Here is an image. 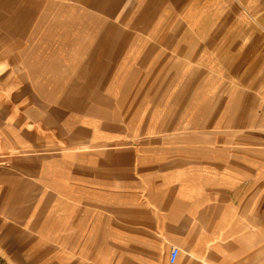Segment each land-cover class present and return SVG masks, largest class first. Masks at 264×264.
Returning <instances> with one entry per match:
<instances>
[{
    "label": "crops",
    "instance_id": "crops-1",
    "mask_svg": "<svg viewBox=\"0 0 264 264\" xmlns=\"http://www.w3.org/2000/svg\"><path fill=\"white\" fill-rule=\"evenodd\" d=\"M260 11L0 0V258L264 264Z\"/></svg>",
    "mask_w": 264,
    "mask_h": 264
},
{
    "label": "rangeland",
    "instance_id": "rangeland-1",
    "mask_svg": "<svg viewBox=\"0 0 264 264\" xmlns=\"http://www.w3.org/2000/svg\"><path fill=\"white\" fill-rule=\"evenodd\" d=\"M260 1H261V11H260L261 21L263 22V16H264V0H260ZM246 55H248V57H251L253 54H246ZM256 58H257V56H256ZM260 58H261L262 63L258 67V69H260L259 71H258V69L256 70V67H257V64L256 63L257 62L254 61L253 63L252 62L251 63H246V65L248 66V68L247 69L245 68L243 70V72H242L243 77H245L246 75H250L251 76V73L254 72L255 70L258 71L257 73L255 72L253 74V77H249V78H243L242 77V78H239V79H230L229 80V85L230 86L235 85V86H240V87L242 86L243 89L245 88L246 91L251 90V89H254V88H257L260 85H262V83L264 82V63H263L264 62L263 61L264 60V51L263 52H260ZM222 81L226 82L227 80H220V79H217V78L216 79H213V86L214 87H221ZM248 97H249V95H247V94H244V95L243 94L242 95H234L232 97V100H233V102L236 101V100H238V99H240L242 101H246V99H248ZM260 109H261L262 114H263L264 113V103L262 104V106H261ZM0 264H8V263L4 262V260L2 258H0Z\"/></svg>",
    "mask_w": 264,
    "mask_h": 264
},
{
    "label": "built area",
    "instance_id": "built-area-1",
    "mask_svg": "<svg viewBox=\"0 0 264 264\" xmlns=\"http://www.w3.org/2000/svg\"><path fill=\"white\" fill-rule=\"evenodd\" d=\"M180 249L176 246L172 247L171 249V254H170V259L172 262H175L179 256Z\"/></svg>",
    "mask_w": 264,
    "mask_h": 264
}]
</instances>
